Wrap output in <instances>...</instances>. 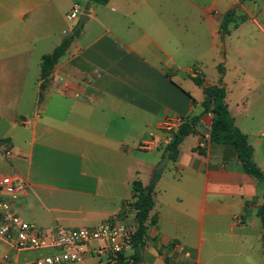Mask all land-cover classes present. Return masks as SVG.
<instances>
[{
	"label": "crops",
	"instance_id": "obj_1",
	"mask_svg": "<svg viewBox=\"0 0 264 264\" xmlns=\"http://www.w3.org/2000/svg\"><path fill=\"white\" fill-rule=\"evenodd\" d=\"M75 2L89 10L76 35L81 15L66 17ZM69 36L39 101L42 57ZM219 64L231 115L264 171V104L250 100L264 84V0H0V179L16 173L29 182L18 211L47 228L135 219L125 203L135 180L151 184L165 154L162 120L201 114ZM211 123L203 114L157 176L140 264H186L206 236L245 256L227 264L264 258V185L232 146L210 141ZM36 251L0 240V264L6 254L22 264L48 252ZM136 251L118 264H133ZM65 264L106 263L87 252Z\"/></svg>",
	"mask_w": 264,
	"mask_h": 264
},
{
	"label": "built area",
	"instance_id": "obj_2",
	"mask_svg": "<svg viewBox=\"0 0 264 264\" xmlns=\"http://www.w3.org/2000/svg\"><path fill=\"white\" fill-rule=\"evenodd\" d=\"M82 7L75 2L67 13L69 21L78 19ZM185 117L166 116L161 128L172 133L178 129ZM11 155V148L6 149ZM30 184L16 173L0 179V240L13 251L45 250L46 254L22 262V264L80 263L87 252L105 258L106 264H118L126 252L134 247L133 235L136 227L118 215L106 218L94 226L72 227L57 223L53 227H40L26 220L18 211V201ZM8 264H14L10 254L5 255Z\"/></svg>",
	"mask_w": 264,
	"mask_h": 264
},
{
	"label": "trees",
	"instance_id": "obj_3",
	"mask_svg": "<svg viewBox=\"0 0 264 264\" xmlns=\"http://www.w3.org/2000/svg\"><path fill=\"white\" fill-rule=\"evenodd\" d=\"M89 1H96L101 4H106L109 2V0ZM230 15L231 13L228 12L222 23L221 29L224 35L228 33L227 24ZM80 29L81 28L75 31V35L80 31ZM73 38L74 36L64 39L53 49L52 52L43 55L41 63L42 82L39 101L43 98V90L46 88L47 81L49 80L56 63L66 53ZM218 69L220 72L219 83L206 87L205 99L202 102V105L204 106L203 112L199 115L185 117V120L180 124L178 129L172 133L171 140L166 146V150L171 149L170 159H176L179 153L180 143L186 136L196 130L201 116L205 113H210L212 115L210 141L232 146L238 154L244 171L255 176L264 185V171L254 159V147L249 142L247 134L236 125L226 100L227 89L223 83L225 67L219 64ZM193 79L197 84L204 85V80L202 78L194 77ZM193 102L196 103V99L193 98ZM154 187L155 182L144 185L140 180H135L132 185V199L125 203V205H129L136 210V230L133 235V244L137 251L133 264H136L141 259V254L139 251L140 243L141 245L144 244L148 228L147 221L155 204ZM257 214L264 226V203L259 205ZM122 258H124V256Z\"/></svg>",
	"mask_w": 264,
	"mask_h": 264
},
{
	"label": "rangeland",
	"instance_id": "obj_4",
	"mask_svg": "<svg viewBox=\"0 0 264 264\" xmlns=\"http://www.w3.org/2000/svg\"><path fill=\"white\" fill-rule=\"evenodd\" d=\"M257 67V66H256ZM258 68H255V73ZM262 94V95H261ZM261 96L260 100L258 101L259 104H264V84L262 87L256 91L250 98L252 101L253 98H257ZM126 218V217H125ZM129 224L136 225V221L133 218H127L125 220ZM205 241L203 243H200L199 240L197 241V245L191 249V256L189 258L185 259L186 264H227L228 262H232L235 259L237 260H243L245 256H238L234 254H226L223 245L218 241L216 237H209L206 236L204 238ZM224 249V251L222 250ZM27 253H30L31 256L36 255L39 253L36 250H30L27 251ZM232 253V251H231ZM87 262L90 263L91 261L87 259ZM246 264V263H243ZM251 264V263H250ZM254 264H264V258L262 256H255V263Z\"/></svg>",
	"mask_w": 264,
	"mask_h": 264
},
{
	"label": "water",
	"instance_id": "obj_5",
	"mask_svg": "<svg viewBox=\"0 0 264 264\" xmlns=\"http://www.w3.org/2000/svg\"><path fill=\"white\" fill-rule=\"evenodd\" d=\"M89 13V10L87 9H84L81 16H80V19H79V22L77 23L74 31L78 30L79 28L82 27V25L85 23V21L87 20V15ZM71 35H73V33H71ZM70 35V36H71ZM69 36V37H70ZM170 153H171V149H167L163 158L161 159V161L154 167L153 171H152V174H151V183H154L157 179V175L161 172H163V170L165 169L167 163L169 162L170 160ZM140 246H141V243H140ZM137 264H140V261L137 262Z\"/></svg>",
	"mask_w": 264,
	"mask_h": 264
}]
</instances>
